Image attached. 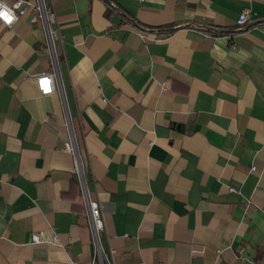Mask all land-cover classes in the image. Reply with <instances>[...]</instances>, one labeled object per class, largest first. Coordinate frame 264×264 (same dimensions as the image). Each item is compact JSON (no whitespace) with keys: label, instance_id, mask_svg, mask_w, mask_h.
<instances>
[{"label":"crops","instance_id":"crops-1","mask_svg":"<svg viewBox=\"0 0 264 264\" xmlns=\"http://www.w3.org/2000/svg\"><path fill=\"white\" fill-rule=\"evenodd\" d=\"M47 1L55 65L33 12L0 21V264L90 261L66 113L110 260L264 264V0Z\"/></svg>","mask_w":264,"mask_h":264},{"label":"built area","instance_id":"built-area-1","mask_svg":"<svg viewBox=\"0 0 264 264\" xmlns=\"http://www.w3.org/2000/svg\"><path fill=\"white\" fill-rule=\"evenodd\" d=\"M18 2L19 0H14L11 5L7 3L6 4L8 5V7L13 9L17 18L24 15L28 11H31L35 14L36 20L38 21L40 27L44 31L46 47H47V50L50 52L51 58L53 60V65H55L56 58H55L54 41L56 39H60L61 35L58 29L56 12H55L52 2L47 1V0H35V1L24 0V3L21 5L20 8L18 9L14 8V5L17 4ZM248 19H249V9L243 8L237 15L236 24L240 27H243L245 23L248 21ZM1 22L3 23V21ZM48 75H51L52 77H54V79L55 77H57V84L55 83L53 79V82L51 85V87L53 88V91L56 89V87L58 88L60 87L59 86L60 82H59L56 71L51 72V73L40 72L38 74H35L34 78L36 81L37 88L42 94H45V92L43 90L41 81L43 78H45ZM65 125L67 127L69 136H68V139L63 143L62 148L63 150L70 152L73 155L76 178H77V181L81 189L82 200H83V204L85 207V212L88 217L89 229H90V233H91L92 241H93V254L90 258V261L87 264H116L115 262H113V260H110L107 257L101 245L100 235L105 230L103 208H102V205H101V202L98 196L95 194L94 191L92 192L90 190L88 181L85 177L84 164L78 153L76 136H75V132H74L73 124H72V119L69 113H66L65 115ZM149 144H152V141H149ZM254 169H255V166H251V170H254ZM228 189L232 192L239 193V190L234 186H229ZM31 241L38 243L42 241V238L40 234L33 232L31 235ZM51 242L57 246L63 247V244L59 241L57 233L55 232L54 229H52ZM219 251L220 250H218V252ZM68 264H82V263L77 262L73 260L72 258L68 257ZM201 264H212V263H201Z\"/></svg>","mask_w":264,"mask_h":264},{"label":"clouds","instance_id":"clouds-1","mask_svg":"<svg viewBox=\"0 0 264 264\" xmlns=\"http://www.w3.org/2000/svg\"><path fill=\"white\" fill-rule=\"evenodd\" d=\"M23 3H24V0H19V2L14 5V8H17V9L20 8ZM17 19L18 18L15 15V12L13 11V9L8 7V5L4 3V0H0V21H3L4 24L10 26ZM53 79L54 77H52L51 75H48L42 79L41 84L42 82H46L42 84L45 94H49L53 91V88L51 87Z\"/></svg>","mask_w":264,"mask_h":264},{"label":"trees","instance_id":"trees-1","mask_svg":"<svg viewBox=\"0 0 264 264\" xmlns=\"http://www.w3.org/2000/svg\"><path fill=\"white\" fill-rule=\"evenodd\" d=\"M107 2H108V5L112 8L113 7V9L115 8H117L116 7V5H114V4H112V2H110L109 0H107ZM123 15H125L126 17H128L129 19H131V20H133L134 21V19L132 18V17H130V16H128V14H126V13H122Z\"/></svg>","mask_w":264,"mask_h":264},{"label":"snow or ice","instance_id":"snow-or-ice-1","mask_svg":"<svg viewBox=\"0 0 264 264\" xmlns=\"http://www.w3.org/2000/svg\"><path fill=\"white\" fill-rule=\"evenodd\" d=\"M43 83H46V82H42V84H43Z\"/></svg>","mask_w":264,"mask_h":264}]
</instances>
